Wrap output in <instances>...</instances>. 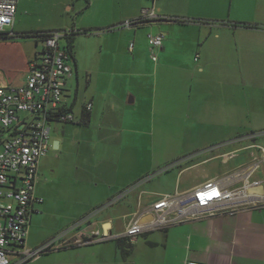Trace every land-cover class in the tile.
Instances as JSON below:
<instances>
[{"label": "rangeland", "instance_id": "rangeland-1", "mask_svg": "<svg viewBox=\"0 0 264 264\" xmlns=\"http://www.w3.org/2000/svg\"><path fill=\"white\" fill-rule=\"evenodd\" d=\"M156 2L158 5L159 0ZM181 3V9L175 6ZM145 6L150 7L151 2ZM209 9L197 0H177L173 10H181L179 13L188 17L158 10L164 20L149 23L155 28L140 30L134 41L135 52H131L120 38L123 23L108 29L91 25L112 22L119 14L118 0L19 2L17 19L21 29L17 34L68 30L74 25L77 30H86L74 38L77 67L70 60L78 87L75 89L69 78L64 93V100L74 101L71 113L75 121L49 122L51 141L53 137L62 139L65 131L69 149L54 161L51 156L56 150L50 147L41 159L35 192L45 202L36 204L43 213L32 216L31 238L52 241L49 250L66 238L65 234L59 235L77 221L72 214L89 204L85 201L88 189L80 184L83 180L108 183L113 179V190L123 194L121 204L110 207L102 202L96 206L126 212L130 205L128 194L132 197L140 190L171 192L195 182L210 164L182 169L213 149L220 151L223 142L229 140L223 135L254 134L264 144V19L255 25L257 29L237 30L219 38L213 36L215 32L207 36V30L199 33L197 28L180 26L184 38L171 43V52L161 62L155 56L157 50L148 43L147 34L167 32L169 21L173 25L197 21ZM263 12L264 0H246L231 6L232 17L254 19ZM160 23L163 27L158 29ZM64 42L62 39L61 44ZM42 45V40L31 36L0 39V83L19 84L25 75V59L40 52ZM9 74L13 79H7ZM131 98L135 101L130 102ZM90 99L92 118L85 126L76 120ZM8 134L0 126V138ZM88 147L98 151L84 154ZM53 167L54 172H50ZM130 173V178L136 179L127 185ZM46 252L22 264H41L46 258L50 261L51 252Z\"/></svg>", "mask_w": 264, "mask_h": 264}, {"label": "crops", "instance_id": "crops-1", "mask_svg": "<svg viewBox=\"0 0 264 264\" xmlns=\"http://www.w3.org/2000/svg\"><path fill=\"white\" fill-rule=\"evenodd\" d=\"M20 1L16 0L14 21L11 26H8L10 29H5L7 32H19L21 29L19 18L17 19ZM148 1L151 2L150 7H155L156 12L158 10L164 11L171 16L181 11L173 10L177 0H159L158 5L157 0H118L119 14L112 22L108 20L99 24L92 23L91 25L108 29L125 21L136 20L141 16L144 9L150 8L145 6L148 4ZM244 1L246 0H197V3L208 5L210 8L209 13L203 14L205 16H198L197 18L199 20L197 21L184 20L182 21V25H173V21H169L166 24L167 32L158 30L164 32L165 38L162 45L155 48L157 50L156 58L160 59L159 62L161 60L165 61L167 55L172 50L171 43L178 40V37L179 39L184 38L182 36L183 29L180 26L197 28L199 33L207 30V36L215 32L213 36L216 38L220 36L227 37L237 30L259 28L255 25H260L259 23L261 22L259 21L264 19V12L254 19L245 16H231L232 4H239ZM181 5L182 3L175 6L181 9ZM179 14H182L183 18H186L188 15L186 13ZM158 20H164V17L159 16L150 21L122 26V29H120L122 33L120 38L128 51L135 52L134 41H137V35L140 30L146 31L148 27L155 28L154 24L151 25L149 23L152 21L159 22ZM247 23H253L254 27L252 25L248 27L247 25L250 24ZM162 27L163 25L160 23L158 29ZM72 29L76 30L78 28L74 25ZM130 43L133 44L132 49L129 48ZM192 51L193 48L191 49V53ZM76 52L77 49L74 47L75 67L78 65ZM201 52H203L202 47L199 49L200 55H202ZM36 53L34 52L32 56H28L25 59L22 65L25 75L19 84H11L9 81L3 84L7 83L6 85L9 86L22 84L28 71L29 61L35 57ZM133 57L135 58L136 56ZM9 71L11 72V70ZM7 79L11 80L13 76L9 74ZM0 85L2 84L0 83ZM129 101L134 102L135 99L131 98ZM88 102L91 103V109L89 110V122L85 126L89 125L93 111V100L90 99ZM71 103H74V101L68 102L64 100V104L67 107ZM73 107L74 104L72 110ZM80 113H78L77 119L81 116ZM232 135H223V137L229 140L223 142L225 144L220 151L214 152L216 149H213L210 151V154L195 159L196 161L194 163L182 169L185 170L191 167L194 168L200 165L210 164L209 168L203 169L200 177L195 182H190L184 188L176 187L171 192L156 193L140 190L132 197L128 194L126 195V200L129 201L130 205L129 210H126V212H123L121 209H111L109 211L100 210L98 209L99 206H96L102 202L105 203V206L106 203H109L108 206L110 207L121 204L123 194H116L117 190H113L116 189L113 179H110L108 183L105 180L94 182L93 179L83 180L80 184L88 189V196L85 201L89 204L84 210L72 214L73 219L76 218L77 221L73 222L68 230H65L64 233L59 235L65 234V239L67 240H61L56 247L48 250L46 253L51 252L53 258L50 261L46 258L41 264H185L187 260L202 261L205 264H264V207L251 208V205L247 208L237 210L234 213H217L197 219L180 221L163 228L145 231L134 236L130 240L129 247H119L117 243V238L123 237L126 226L133 217L139 218L141 222L152 219V213L145 212V209L156 199L166 194L191 191L196 186L208 180H218L223 184L228 183L232 187L240 186L245 181H248L250 183L247 187L249 197L251 199L263 197L264 144L262 141L257 140L254 134L246 136ZM53 140H58V148L54 149L56 151L52 153L51 157L54 161H57L60 159L59 155L66 154V151L69 149L67 147L68 138L65 131H62V139L53 137L50 149H53ZM88 150L94 151L95 153L98 151L95 147H88L87 152L84 151V154H89ZM256 163V169L246 177L247 171H250ZM56 166L57 169L60 168L59 165ZM54 170V167L50 168V172H54ZM119 171L122 178V170L119 169ZM130 174L127 176V185L133 183L138 172L135 173V179L130 178L133 175L132 173ZM254 180H259L260 183L258 185H252L251 183ZM120 185L123 186L122 183ZM36 195L41 198L43 197L38 192H36ZM130 198L132 199L131 201ZM114 201L115 203L113 204ZM44 202L45 199L42 198V201L37 203L44 204ZM38 209L39 207L35 205L33 215L43 213V211L39 212ZM32 216L28 225V236L25 241V245L29 249H35L45 243L31 238L30 225L33 220ZM95 231H99L101 235L107 234L108 236L101 240L95 239L90 242H77L80 239L90 238Z\"/></svg>", "mask_w": 264, "mask_h": 264}, {"label": "built area", "instance_id": "built-area-1", "mask_svg": "<svg viewBox=\"0 0 264 264\" xmlns=\"http://www.w3.org/2000/svg\"><path fill=\"white\" fill-rule=\"evenodd\" d=\"M154 1V0H153ZM16 12V0H0V31L11 26ZM154 6L144 9L141 16L125 21L123 26L138 24L158 18ZM63 31L46 33L41 51L29 61L25 80L18 86L0 85V125L9 128L10 134L0 144V264H22L26 260L48 251L52 241L29 249L25 246L32 205L41 202L36 195L35 184L40 159L51 146L49 122L72 121L74 116L64 111V90L72 74V65L61 44ZM165 38L163 32L148 33V43L158 48ZM130 43L129 48L132 49ZM91 103L86 104L87 110ZM23 113V114H21ZM257 163L247 171L248 177ZM259 180L252 181L258 185ZM250 185L232 187L218 180H208L191 191L162 195L150 204L145 212L152 219L141 222L133 217L127 224L123 237L189 219H197L217 213H234L250 207H264V196L251 199L247 193ZM95 231L90 238L78 240L90 242L105 239ZM185 264H205L187 260Z\"/></svg>", "mask_w": 264, "mask_h": 264}, {"label": "trees", "instance_id": "trees-1", "mask_svg": "<svg viewBox=\"0 0 264 264\" xmlns=\"http://www.w3.org/2000/svg\"><path fill=\"white\" fill-rule=\"evenodd\" d=\"M178 22H182V21H178ZM248 27H251V25H247ZM254 27V26H253ZM51 31V30H50ZM59 31H63V37L62 39H64V43H63V48L66 50V53L68 55V60L70 62V60H73L75 61V58H74V38L75 36L78 34V33H85L86 30H75V29H61ZM49 31H38V32H31V33H18L17 32H7V31H0V39H6V38H9V39H13V38H17V37H23V36H31V37H34L36 39V41H39L41 40V38L46 34L48 33ZM39 52L36 53V55L38 54ZM35 55V57H36ZM71 63V62H70ZM72 71H73V66H72ZM66 90V88H65ZM64 90V92H65ZM63 101H64V96H63ZM74 103H71L69 107L65 106L64 104V111L67 112V113H71L72 111V106H73ZM87 104V103H86ZM86 104L85 106L81 109V113L79 116V118L76 120V122L80 123V124H83V125H86L88 122H89V110L91 109V107L87 110L86 108ZM72 114V113H71ZM75 121V117H74V120L72 121H63V122H74ZM1 126V125H0ZM1 129L2 130H7L10 134V129L9 128H3L1 126ZM8 134V135H9ZM7 135V136H8ZM6 136V137H7ZM5 138V137H4ZM4 138H0V144L2 142V140ZM43 158V157H42ZM41 158V159H42ZM191 158V157H190ZM40 159V160H41ZM167 169V168H166ZM38 176V175H37ZM38 178V177H37ZM117 243H118V246L119 247H129L130 246V239L129 237H119L117 238Z\"/></svg>", "mask_w": 264, "mask_h": 264}, {"label": "flooded vegetation", "instance_id": "flooded-vegetation-1", "mask_svg": "<svg viewBox=\"0 0 264 264\" xmlns=\"http://www.w3.org/2000/svg\"><path fill=\"white\" fill-rule=\"evenodd\" d=\"M71 79L74 81L75 89H77V87H78V81H77V77L74 75V71H72ZM35 205H36V203H34L32 205V214H31V216L33 215V213L35 211Z\"/></svg>", "mask_w": 264, "mask_h": 264}, {"label": "water", "instance_id": "water-1", "mask_svg": "<svg viewBox=\"0 0 264 264\" xmlns=\"http://www.w3.org/2000/svg\"><path fill=\"white\" fill-rule=\"evenodd\" d=\"M52 148L57 149L58 148V140H53L52 142Z\"/></svg>", "mask_w": 264, "mask_h": 264}, {"label": "bare ground", "instance_id": "bare-ground-1", "mask_svg": "<svg viewBox=\"0 0 264 264\" xmlns=\"http://www.w3.org/2000/svg\"><path fill=\"white\" fill-rule=\"evenodd\" d=\"M108 227V226H107Z\"/></svg>", "mask_w": 264, "mask_h": 264}]
</instances>
